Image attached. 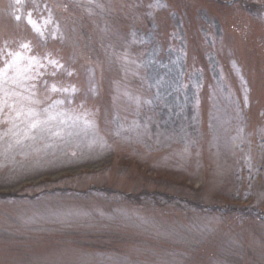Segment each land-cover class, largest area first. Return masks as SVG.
Returning <instances> with one entry per match:
<instances>
[{
  "label": "rangeland",
  "instance_id": "374dc122",
  "mask_svg": "<svg viewBox=\"0 0 264 264\" xmlns=\"http://www.w3.org/2000/svg\"><path fill=\"white\" fill-rule=\"evenodd\" d=\"M26 42L63 103L0 156V264H264V0H0Z\"/></svg>",
  "mask_w": 264,
  "mask_h": 264
},
{
  "label": "snow or ice",
  "instance_id": "6c2138e0",
  "mask_svg": "<svg viewBox=\"0 0 264 264\" xmlns=\"http://www.w3.org/2000/svg\"><path fill=\"white\" fill-rule=\"evenodd\" d=\"M15 2L20 4L26 2V0H15ZM88 2L92 4L95 0H88ZM33 3H35V0H33ZM96 6L101 7L99 4H96ZM159 6L165 7L166 5ZM14 18L17 21L21 19L20 16ZM26 20L32 30L43 38L44 30L37 25L32 12H28ZM49 23H51V20H46L44 26L46 27ZM19 47L23 51L9 50L0 54V62H2V66H0V125H9L5 130L0 131V143L7 140V147L4 152H0V156H4L17 146H23L27 140L35 141L39 133L49 131L50 122L57 118L49 110L53 107V104L63 103L62 100L53 101L52 104L42 110L46 115L41 116V110L35 106L41 103L34 91L36 86L32 84L25 87L24 82L35 79V77L29 75L35 66L44 67V65L41 64V59L36 55H24V52L31 53L33 50L30 42L21 43ZM48 63L56 69L63 67L56 60H48ZM56 74V71L51 73L52 76ZM68 75H71V73H68ZM21 88L23 91L19 90ZM48 90L53 93L70 94H75L77 91L75 85L61 86L56 83L48 86ZM245 102H247V97H245ZM5 116L6 118H3ZM52 135L60 136V132H52Z\"/></svg>",
  "mask_w": 264,
  "mask_h": 264
}]
</instances>
